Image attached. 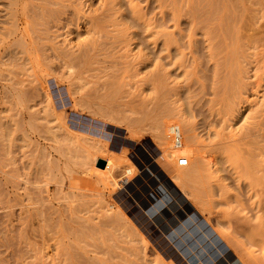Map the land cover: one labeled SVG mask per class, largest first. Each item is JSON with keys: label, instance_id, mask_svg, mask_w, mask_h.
I'll use <instances>...</instances> for the list:
<instances>
[{"label": "bare ground", "instance_id": "bare-ground-1", "mask_svg": "<svg viewBox=\"0 0 264 264\" xmlns=\"http://www.w3.org/2000/svg\"><path fill=\"white\" fill-rule=\"evenodd\" d=\"M145 1L147 3L150 0ZM230 1L152 0L156 12L154 16L145 18L141 14L143 8L140 6L139 0H100L96 10L92 12L87 7V13L83 11V7L79 3L80 0H10L4 16L7 20L3 21L7 27L0 28V51H3L6 56L8 55L5 56L7 60L0 59V89L3 91V98L5 102L13 103L18 107L16 113L19 117L28 118L31 125L36 124L38 115L31 111L33 107L31 104L38 98V93L41 91L39 88L43 83L41 76L42 74L51 76L52 73L58 72L59 74L60 72V75L66 76V78L64 76L66 80L68 78V81L69 79L74 81L72 83L76 86L77 100L80 102V106H75L82 107V103L88 109L99 111V115L102 111L110 117L113 116V111L118 109L117 107H120V111L126 115H128L127 113L141 114L142 119L137 120L140 127L143 124L145 132H152L150 136L162 150L166 161L168 160L175 170L173 177L175 187L190 201L192 206L202 213H209L212 209L220 206L228 210L234 201L238 207L241 205L240 197L244 187L250 188L252 196L259 200H256L254 207H250L246 212H242L243 209L236 210L238 211L237 215H240L241 212L246 213V219L243 218L244 221L238 220L236 223L232 221L217 223V228L230 230L245 227L249 231L255 230L263 235L264 0H232V3L235 4L232 6V3L229 4ZM48 5L59 8L47 9ZM67 8H71L72 14L76 15L79 20L83 19L84 22V25L82 24L85 28H83V35L79 31V25H76L77 36L79 38L84 36L77 43L66 39L58 42L56 41L57 36L54 35L53 29L59 30L57 26L62 21L64 22L62 15L65 14L64 9ZM61 9L65 11H63L64 14ZM79 15L82 16L79 18ZM71 19L67 20L66 25L71 24L73 21ZM260 21L262 22L259 25ZM129 24L132 27L137 25L143 29L145 34L143 39L148 37L153 39L151 42L142 44L152 54L151 60L142 56L145 61H148V63H142L143 76L140 71H136V75L132 73L134 76L140 75L139 79L137 78L139 81L136 83L145 88V95L140 91V87L138 93H134L138 87L132 93L125 92L124 86H122L123 78H119V76L117 78L110 71L112 62L97 59L99 52L109 53L110 40L124 33ZM111 26L114 29L107 30ZM8 66L18 68L19 72L8 71ZM24 73L29 77V82L17 77ZM35 83L38 84L35 85ZM69 86L67 87L69 88ZM109 86L113 87V92L106 94L104 99L91 105V99H88L90 96L86 92L92 90L96 93ZM70 87L72 88V86ZM75 91H72L71 94L75 95ZM41 92L43 93V91ZM249 96L252 98L250 99ZM107 100H113L114 103H104ZM86 107L82 108L86 109ZM133 107H137L138 110ZM120 111H117L118 114L116 112L118 116H120ZM125 114H123L124 117ZM94 116L96 115L94 114ZM102 116L104 118V114ZM130 123L135 124L136 121ZM57 126L56 130L60 132L63 128ZM47 132L49 131L47 130L46 134ZM53 133H48V135L51 136ZM54 138L57 140L53 139L55 146H51V149L58 152L59 158L52 161L47 150L42 148V157L45 159L46 167L49 168V164H52L50 162H53L54 166L63 168L65 175L71 180L73 179L74 181H72L77 185L78 180L81 181V184L83 181L85 183L88 174L83 172L86 174L83 179L84 175H79L77 169L95 168V165L98 167L96 170L99 176H101V179L97 177L99 180L97 182L113 180L105 170V166L102 168L98 166L100 160L108 163L107 166L110 165L111 159L104 152L99 151L100 153L98 152L97 155L102 156L97 158L89 152L88 148L92 145L87 144L85 140L67 136L65 139L62 138L64 141L60 140L59 142L60 136ZM45 140L47 139L45 138ZM61 141H63V145ZM31 146L39 147L35 141ZM93 150H96V147ZM180 160L185 161V165L180 166ZM1 165V167L7 166L6 164ZM112 165L111 163L110 166ZM11 166L13 165L9 166V171L1 173L4 179L6 181L10 179V182L19 176L14 170H11ZM224 173L227 175L225 176ZM50 175L54 176L51 173ZM88 176L90 175L88 174ZM223 180H229L228 182L233 184L236 192L234 196L228 195L227 190L221 184ZM212 181H215V185ZM73 182L70 185L73 186ZM111 182L109 183L111 184ZM118 183L115 182V185ZM97 187L95 186V189ZM55 191L57 190L55 189ZM59 193L56 196L59 197ZM65 195L66 193L64 195L61 193V197L57 198L58 201L60 199L61 202H64L63 205L68 207V210L72 207L71 203L80 204L81 197L86 196L76 198L70 193L69 196L63 197ZM38 198L39 195L37 200ZM58 201L56 199V202ZM45 203L47 202L45 201ZM45 203L42 202V205ZM237 207L235 208L237 209ZM51 209L50 211H52ZM56 210L58 209L56 208ZM56 210L54 209V211ZM231 211L229 210V212ZM51 213L55 214V212ZM247 214L252 215L249 217L254 218L256 223L250 224L252 219L247 217ZM108 218L115 227V224H118L117 219L123 220V215L117 211V214H108ZM248 218L251 220L247 221ZM113 220L117 222L115 223ZM122 222L124 223L125 219ZM120 227L119 225L118 228ZM68 231L70 230L68 229ZM48 237L50 238L49 235ZM112 240L115 241L114 238ZM124 243H126L125 240Z\"/></svg>", "mask_w": 264, "mask_h": 264}, {"label": "rangeland", "instance_id": "rangeland-1", "mask_svg": "<svg viewBox=\"0 0 264 264\" xmlns=\"http://www.w3.org/2000/svg\"><path fill=\"white\" fill-rule=\"evenodd\" d=\"M9 1L0 0V28L7 27L6 24L4 25V19L7 20L4 16ZM99 1L80 0L79 3H81L84 12L87 11V7L93 12L98 7ZM139 2L143 8L141 14L145 18L154 16L156 10L152 0L147 1V3L145 0H139ZM232 2L231 0L229 4ZM232 5L235 4L232 3ZM46 7L53 10L59 8L52 5ZM64 10H62L66 14L62 13L65 15V17L62 15L64 22L62 21L57 26L58 31L53 29L54 35L57 36L56 41L60 42L66 39L77 43L78 40L84 38V36L79 38L76 34V25H79V31L83 35L85 29L83 19L79 20L76 15H73L71 8ZM80 16L82 15H79V18ZM70 19L73 21L70 25H66L67 20ZM113 29L112 26L107 28L110 31ZM68 33L70 35H67ZM144 36L141 27L137 25L132 27L129 24L124 33L110 40L111 49L109 53L99 52L97 54V59L112 62L110 71L117 78L118 76L123 78L122 86H124L125 92L130 91L132 93L138 87L134 93H138L141 89L140 91L145 95V88L136 83L139 81L140 75H133L134 73L137 74L136 71H140L141 76H143L142 63H148L144 57L149 60L152 59V54L142 44L151 42L153 39L151 40V37L143 39ZM139 44L141 45L139 46ZM5 56L6 54L0 51V59L7 60ZM7 70L19 72L18 68L11 66H8ZM25 74L17 77L29 82V77ZM64 76L60 75V72L59 74L58 72L52 73L51 76L50 74H46V76L42 74L43 83L39 88L43 93L40 91L38 98L31 104L34 107L31 111L37 113V120H39L35 121L38 126L33 124L34 127L29 123L28 118L22 119L17 115L16 108L18 107L14 106L13 103L5 102L3 91L0 89V174L3 171H9V166L13 165L11 170L19 175V179H15V182H10V179L6 181L4 176L0 175V188H2L0 189V264H264V233L260 235L255 230L249 231L245 227L230 230L217 228V223L231 221L236 223L238 220L244 221L243 218L246 219V213L242 212H246L252 206L254 207L257 200L250 193V188L244 187L240 197V206L237 207L235 201L229 203L231 208L233 206L235 214L238 212L236 210L241 211L243 209L240 215L238 214L239 216L234 214L233 208L227 210L222 206L215 208L216 210L212 209L209 213L200 212L175 187L173 180L175 170L168 160L166 161L162 150L150 136L152 132H145L143 124L140 127L138 121L142 119V115L139 113H127L128 115H126L120 111V107H117L118 109L114 110L113 116L110 117L102 111L99 115V111L88 109L82 103V107H86V109L77 107L80 106V102L77 100L76 86L72 83L74 81L70 79L68 81V78L66 80V76L65 78ZM37 84L35 83V85ZM136 84L138 85L136 86ZM72 91H75L74 94H76H71ZM111 92H113V87L109 86L105 90H98L96 93L88 90L86 94L90 96L88 99H91L92 105L104 99L105 95ZM249 98L251 99L252 96ZM104 103L111 104L114 101L107 100ZM133 108L138 110L137 107ZM118 110L120 116L117 115ZM48 111L50 113L47 114ZM101 114H104V118ZM133 121L136 123H130ZM129 124L131 125L129 126ZM57 125L63 128L60 132L56 130ZM43 128L49 132L46 134L47 130ZM48 133H53L54 136H52L53 134L50 136ZM55 136H60L59 142L60 140L64 141L67 136H72L77 140H85L87 144L90 143L89 145L93 147L88 148L89 152L97 158L102 156L97 155L99 151L104 152L112 161L109 164H113L107 166L108 163H104L105 170L113 182L110 180L100 181L102 184L97 182L101 176L96 170L98 168L96 165L95 168L77 169L79 175H84V177L82 176L83 179L87 176L85 183L82 182L85 188H81L80 180L76 182L78 185L75 184L73 179L72 181L65 175L63 168L54 166L53 162H50L53 166L49 164V168L46 167L45 159L42 157L43 149L47 150L52 161L59 158L58 152L51 149V146H55L53 144ZM34 141L37 142L39 149L31 146ZM95 147L96 150H93ZM1 164L7 166L1 167ZM22 164H25V169ZM43 165L44 169L42 168ZM83 172L90 176L83 174ZM50 173L54 176H51ZM224 175L227 174L224 173ZM53 177L55 178L53 179ZM88 181L90 182L86 185ZM228 181L223 180L221 184L229 196H234L236 194L234 186ZM72 182L73 186L70 185ZM115 182L118 183V187ZM212 183L215 185V181ZM88 185L89 187H86ZM79 186L80 188H78ZM95 186H98L97 189ZM40 190L42 191L39 192ZM40 193H42L41 196ZM57 193H59V197H61V193L63 195L66 193L68 196L71 193L76 198L86 196L81 197L80 204L71 203L72 207L68 210V207H64V202H61L60 199L58 201ZM36 194L39 195L38 200ZM66 195L63 197H67ZM56 199L59 203L56 202ZM42 202L45 203L44 206ZM235 204L237 209L234 207ZM46 206L49 208L47 209ZM54 209L58 211V214ZM229 210L232 211L229 212ZM117 211L123 215L125 224L122 222L123 220L117 219L118 224H115L114 227L108 218V214L114 215L117 214ZM51 212H55V214L53 215ZM249 216L252 215L247 214V217ZM249 218L252 219V217ZM249 218L247 221L251 220ZM117 221L113 220L115 223ZM249 223L254 224L256 220L253 218ZM119 225L121 229L118 228ZM114 233L115 235H113ZM110 238H114L115 241H111ZM138 247L142 249L140 250Z\"/></svg>", "mask_w": 264, "mask_h": 264}, {"label": "water", "instance_id": "water-1", "mask_svg": "<svg viewBox=\"0 0 264 264\" xmlns=\"http://www.w3.org/2000/svg\"><path fill=\"white\" fill-rule=\"evenodd\" d=\"M98 166L102 168V167L104 166V161L100 160V161L98 162Z\"/></svg>", "mask_w": 264, "mask_h": 264}, {"label": "built area", "instance_id": "built-area-1", "mask_svg": "<svg viewBox=\"0 0 264 264\" xmlns=\"http://www.w3.org/2000/svg\"><path fill=\"white\" fill-rule=\"evenodd\" d=\"M179 165H180V166H183V165H185V161H183V160H180V161H179Z\"/></svg>", "mask_w": 264, "mask_h": 264}]
</instances>
